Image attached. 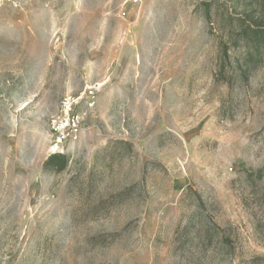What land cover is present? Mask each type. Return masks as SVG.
<instances>
[{"label": "rangeland", "instance_id": "obj_1", "mask_svg": "<svg viewBox=\"0 0 264 264\" xmlns=\"http://www.w3.org/2000/svg\"><path fill=\"white\" fill-rule=\"evenodd\" d=\"M254 25L264 0H0V264H264Z\"/></svg>", "mask_w": 264, "mask_h": 264}, {"label": "built area", "instance_id": "obj_2", "mask_svg": "<svg viewBox=\"0 0 264 264\" xmlns=\"http://www.w3.org/2000/svg\"><path fill=\"white\" fill-rule=\"evenodd\" d=\"M82 101L83 100H81V99H78V101L68 99L64 103V106H63L64 115H62L60 117V120L55 121V126H54V130L57 132V134H59L58 145L62 144L63 142H66L67 132L71 126H73L75 128V131H74L75 133H76V131H78L77 130V127H78L77 120L79 118V115L77 116V119H76V116L74 117V119L72 120V123H70L69 119L73 115V111H74L75 107H77V105H79ZM87 105L91 107V106H93V102L90 101V102H88ZM63 120H66V123L63 122L62 124H60Z\"/></svg>", "mask_w": 264, "mask_h": 264}, {"label": "trees", "instance_id": "obj_3", "mask_svg": "<svg viewBox=\"0 0 264 264\" xmlns=\"http://www.w3.org/2000/svg\"><path fill=\"white\" fill-rule=\"evenodd\" d=\"M264 37V28L260 27L259 25L254 26H247L242 29V31L238 34L237 39H243L247 41L252 40L254 42L260 43L263 41ZM235 46H239L238 41L235 44ZM47 165H54L56 166L57 170H62L67 165V158L65 155L57 154L49 157V159L46 162Z\"/></svg>", "mask_w": 264, "mask_h": 264}]
</instances>
